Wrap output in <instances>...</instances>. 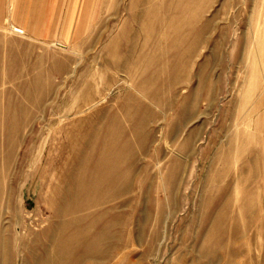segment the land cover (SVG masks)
I'll return each mask as SVG.
<instances>
[{"label": "rangeland", "instance_id": "374dc122", "mask_svg": "<svg viewBox=\"0 0 264 264\" xmlns=\"http://www.w3.org/2000/svg\"><path fill=\"white\" fill-rule=\"evenodd\" d=\"M26 66L0 71V264H264V0H96Z\"/></svg>", "mask_w": 264, "mask_h": 264}, {"label": "crops", "instance_id": "0c3cea01", "mask_svg": "<svg viewBox=\"0 0 264 264\" xmlns=\"http://www.w3.org/2000/svg\"><path fill=\"white\" fill-rule=\"evenodd\" d=\"M95 9L96 0H0V71L3 64L15 66L23 77L38 49L53 40L69 45L85 36ZM9 24L20 32L5 31Z\"/></svg>", "mask_w": 264, "mask_h": 264}, {"label": "bare ground", "instance_id": "6f19581e", "mask_svg": "<svg viewBox=\"0 0 264 264\" xmlns=\"http://www.w3.org/2000/svg\"><path fill=\"white\" fill-rule=\"evenodd\" d=\"M100 202H101V201L99 200V201L96 203V205H98ZM88 257H89V256H88Z\"/></svg>", "mask_w": 264, "mask_h": 264}]
</instances>
